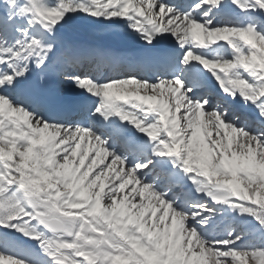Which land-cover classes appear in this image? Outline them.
I'll return each instance as SVG.
<instances>
[{"label": "snow or ice", "instance_id": "snow-or-ice-1", "mask_svg": "<svg viewBox=\"0 0 264 264\" xmlns=\"http://www.w3.org/2000/svg\"><path fill=\"white\" fill-rule=\"evenodd\" d=\"M0 264H264V0H0Z\"/></svg>", "mask_w": 264, "mask_h": 264}]
</instances>
